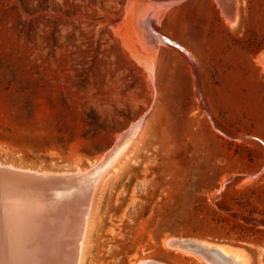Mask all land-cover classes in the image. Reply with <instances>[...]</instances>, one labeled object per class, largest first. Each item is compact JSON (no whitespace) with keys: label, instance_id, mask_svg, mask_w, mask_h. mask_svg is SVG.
<instances>
[{"label":"rangeland","instance_id":"obj_1","mask_svg":"<svg viewBox=\"0 0 264 264\" xmlns=\"http://www.w3.org/2000/svg\"><path fill=\"white\" fill-rule=\"evenodd\" d=\"M263 56L264 0H0V163L118 152L72 192L79 264H208L171 237L264 264Z\"/></svg>","mask_w":264,"mask_h":264},{"label":"water","instance_id":"obj_2","mask_svg":"<svg viewBox=\"0 0 264 264\" xmlns=\"http://www.w3.org/2000/svg\"><path fill=\"white\" fill-rule=\"evenodd\" d=\"M160 38L183 49L180 44L169 38L162 35ZM117 153H109V157L105 160L98 161L87 169H81L88 171L87 173L41 172L0 163V264H31L30 260L27 261V257L32 249L35 253L42 251L47 253L43 246V237L46 235L44 233H50L53 228L60 225L68 210L64 207L63 194L87 186L86 182L102 173ZM83 201L78 204L76 202V206L72 209L77 217L69 218V221L72 220L71 226L78 221L77 232L81 229V220L86 209V199L84 198ZM31 238H34L33 243L30 241ZM57 241L60 242L59 247H62L60 251L66 249L67 245L63 244L62 237ZM166 245L172 249L194 254L208 264H237L232 260L233 257L238 258L235 253L226 252L219 245H211L202 240L171 237L166 240ZM68 247L70 250V246ZM56 249L55 246V249L50 250L49 255L58 254L56 256L62 260V255ZM140 264L165 263L149 259Z\"/></svg>","mask_w":264,"mask_h":264},{"label":"bare ground","instance_id":"obj_3","mask_svg":"<svg viewBox=\"0 0 264 264\" xmlns=\"http://www.w3.org/2000/svg\"><path fill=\"white\" fill-rule=\"evenodd\" d=\"M147 3V2H146ZM224 6V5H223ZM136 7V6H135ZM232 10V8H231ZM140 11V10H139ZM226 12V10H225ZM226 16V15H225ZM132 17V16H131ZM227 18V17H226ZM232 19V18H230ZM141 20V19H140ZM140 22V21H139ZM263 62H264V56H263ZM83 171V170H82ZM89 178V177H88ZM92 182V181H91ZM88 183L89 180H88ZM94 184V183H93ZM88 186V185H87ZM86 186V187H87ZM85 187V186H84ZM83 188V187H82ZM83 190V189H82ZM90 190V189H89ZM95 190V189H94ZM72 193V192H71ZM63 194V197L65 196V198L63 199V202L65 203L64 207L68 210H66V217L65 219L60 222V225H58L57 227L53 228L50 233H44L46 235H44L42 232V234L45 236L43 237V246H45L47 253H44L42 251V253H35L34 249H32V251L28 252L29 255L27 257V261L30 260L31 264H79V260H80V252H81V248H82V240L84 238L85 232H86V228H87V214L89 213L88 211L89 209V204H90V196L86 194H84V198L86 199V209L84 212V215L82 217L81 220V229H78V232L76 231L77 228V223H74L71 226V221H69V218L75 219L77 216L75 215L74 211H72V209H74V207L76 206V202L78 203H83V196L78 198L75 196V194ZM94 193V192H93ZM92 193V194H93ZM71 194V195H70ZM70 195V196H69ZM94 196V195H93ZM62 197V198H63ZM83 201V202H82ZM92 205V204H91ZM89 215V214H88ZM68 216V217H67ZM67 219V220H66ZM85 230V231H84ZM80 231V232H79ZM41 235V236H43ZM62 237V242L63 244L66 246V249L69 250L70 246V250L72 252V258H71V252L70 250L67 251L66 249H64L63 251H60V249L62 248L60 245V242L57 241L58 238ZM32 243L34 241V238H31L30 240ZM65 242V243H64ZM68 242V244H67ZM56 246V250H58L57 252L60 253L62 255V260L60 257L56 256L58 254H55L53 256L49 255L50 254V250L55 249ZM64 246V248H65ZM220 246V245H219ZM40 247L42 248V243L40 244ZM39 252H41L40 250H38ZM55 251V250H54ZM229 251V250H228ZM74 252V253H73ZM55 253V252H54ZM222 253L225 255V253L222 250ZM233 253V252H232ZM235 253V252H234ZM47 254V255H45ZM233 257V256H232ZM231 257V258H232ZM71 258V259H70ZM233 261H235V263L237 264H242L241 260H239L238 258H232ZM64 261V262H63ZM72 261V263H71Z\"/></svg>","mask_w":264,"mask_h":264}]
</instances>
